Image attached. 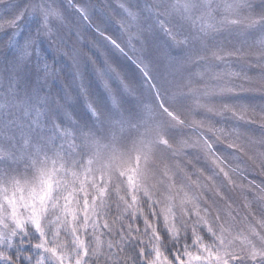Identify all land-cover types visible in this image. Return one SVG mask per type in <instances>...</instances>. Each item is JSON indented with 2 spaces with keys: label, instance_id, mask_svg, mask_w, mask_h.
Returning <instances> with one entry per match:
<instances>
[{
  "label": "snow or ice",
  "instance_id": "6c2138e0",
  "mask_svg": "<svg viewBox=\"0 0 264 264\" xmlns=\"http://www.w3.org/2000/svg\"><path fill=\"white\" fill-rule=\"evenodd\" d=\"M0 5L12 11L0 30H16L7 43L19 51L8 87L0 93V264H264V186L238 184L244 169L215 147L225 142L232 159L246 157L264 175V134L245 142L236 127L225 130L213 123L214 117L230 114L237 122L259 121L264 129V106L257 111L256 105L239 102L245 93L264 94V5L245 15L254 8L250 0L119 3L127 17L121 28L137 26L129 43L135 38L141 44L132 63L142 84L134 85L105 60L93 67L95 90L81 86L79 115L43 92L47 63L36 69L35 82L26 63L40 35L51 37L50 19L63 21L61 11L46 0H29L23 7L0 0ZM68 8L90 20L87 6L69 0ZM26 16L39 27L21 44L20 22ZM240 27L261 31L256 52L214 48L211 55L217 60L254 55L258 77L215 73L212 79L220 83H205L201 91L191 76L174 84L157 75L150 47L159 53V63L167 61L166 70L179 71L203 59L196 42L203 50L213 33ZM105 39L127 55L115 39ZM173 48L184 49L179 61L171 57ZM212 97L235 102L208 103ZM184 102L192 113L204 110V118L185 119ZM190 149L211 164L198 169L195 179L181 159ZM225 188L255 191L253 200L244 196L247 214L239 220V206L229 201Z\"/></svg>",
  "mask_w": 264,
  "mask_h": 264
},
{
  "label": "rangeland",
  "instance_id": "374dc122",
  "mask_svg": "<svg viewBox=\"0 0 264 264\" xmlns=\"http://www.w3.org/2000/svg\"><path fill=\"white\" fill-rule=\"evenodd\" d=\"M67 2V0H65ZM103 11L101 10V7L98 6V9L100 13L96 11L94 13V9L92 7V3H81L82 5L87 6L90 14V20L89 21H83L82 19L78 18V14L75 13L74 9L72 10L73 15L75 16V20L71 21L68 18V9L60 7L58 5L59 0H46L47 3H50L53 7L58 8L61 11L62 16L64 17L63 21L56 20L55 18L50 19L49 21V27L52 30L51 37L49 38L46 35H40L39 40L37 42L36 48L31 50V56L28 58L26 61L28 68L31 69L30 72V78L32 82H35L37 79V73L36 69L38 67L42 68L44 63H47L50 66V71L53 70L56 73H59L61 67L64 65L66 66L67 72H66V80L62 79L60 82V95H53L54 99H52L53 102H59L60 104L63 105L64 109L68 111L69 113H72L70 110L72 101H75V94L80 93V87L82 86V81H81V74L79 72V65L86 63L83 58H79L78 53H80L75 45L68 41V39L62 36V32L58 30L59 26L57 24L67 21L68 23L66 24L67 30H65V33L67 32V36L71 32L69 28L73 29V32H76V36L79 39V42L84 41V37L80 35L79 27L75 26L74 23L78 22L79 25L82 26V28H85L87 32L92 31V39H89V43L93 42L95 44V48L92 46H89V49L86 52V55L88 56V60L90 62L95 61L93 57V52H96L98 55V52L104 56L108 53H106L107 48L112 49V44L109 42V40L105 39L106 36H110L112 39H115L121 46V48L124 49V53H127V55H124L123 53L120 52L123 56H126L128 62L132 63V60L136 59V57L141 55L140 48L141 44L140 41L137 39H133L131 43H129V33H135L137 31V26L135 24H130L128 25V31H125L123 28L120 26V21L125 20L127 21V17L125 15L121 14V9L118 7V4L123 2L126 4H131L134 2V0H103ZM7 4L10 5H15L17 4V1L15 0H6ZM36 3H40L41 0H35ZM251 4L254 6L253 9L248 10L246 9L244 11V14L246 15L248 11H254V12H259L260 8L262 5H264V0H250ZM28 2H24L23 4H20L21 7H23L24 4H27ZM56 4V6H55ZM68 4V2H67ZM100 15V19L98 20V16ZM12 16V11L9 8H6L4 5H0V24L4 23L5 20H7L9 17ZM217 18H219V14H217ZM140 24L144 27L147 26V23L141 19ZM39 27V24L37 21L32 18L31 16H26L24 20L20 22V33L21 35L19 36L20 43L23 44L24 38L27 37L30 33L35 36L37 33V29ZM99 29V31H98ZM12 31H16L14 29H9L5 27L3 30H0V54L3 55V57L0 56V93H3L7 87H8V82H9V77L12 75V67L14 62L16 61L17 57L19 56V51L15 48H10L8 46V35L11 34ZM252 31H254V47L251 48L250 44V39L252 36ZM249 32V33H247ZM103 33V35H101ZM186 35H190V29L185 30L184 32ZM117 35V37H116ZM222 35V36H220ZM262 33L259 29H251V30H243L242 27L240 28H233L232 30H221L219 33H213L212 37L208 39L207 45L208 47L203 49L205 52V55L209 57V60H207L204 64V70L202 75L196 76V78H201L205 77L204 83L207 84H217L220 83L219 81L213 80L212 76L215 73H226L229 71H234L237 66H230L229 64L231 63L232 57L233 59H237L236 56H231V59L229 60L227 56H225L224 60H217L215 57L211 55V51L214 48H223L224 52H230L233 51L234 49L237 48H243L245 51H248L250 53H254L257 51V41L261 38ZM93 40V41H92ZM83 42L82 44H84ZM216 45V47L214 46ZM125 46V48L123 47ZM192 45H189V48H191ZM92 48V49H90ZM196 48L197 51L201 50L200 45L198 42H196ZM115 50H118L114 48ZM135 49V50H134ZM177 50V48H174ZM119 51V50H118ZM112 52V51H111ZM224 53L222 52L221 55ZM184 55V49H182V52L179 54V58L175 59L174 56L173 58L177 61H179ZM250 56V55H249ZM249 56L244 57L240 56V58L244 61L249 58ZM254 55H251L253 57ZM129 57L132 59L129 61ZM152 58H159V61L161 59L160 55H154L151 54ZM255 58V56H254ZM206 59V58H205ZM256 59V58H255ZM103 60V59H102ZM226 61V62H224ZM229 61V62H227ZM166 63L167 61L164 62V64L157 63L156 65V71L158 76H163L166 79L171 78L173 75V71L175 69H167L166 70ZM133 64V63H132ZM256 64V62H254ZM92 67V65H90ZM134 68L136 69V66L133 64ZM225 66V67H224ZM94 67V66H93ZM137 70V69H136ZM258 70V71H256ZM138 71V70H137ZM180 72L182 71L179 70ZM176 71V72H179ZM261 68L256 69L254 66V75L257 76L258 73L260 74ZM171 73V74H170ZM52 74L48 75L46 83L44 82L43 79H41L40 84L43 85V92L46 94H49L50 91H57V86H53L52 83ZM195 74L194 72L190 73L189 75ZM41 77H43V73H40ZM233 77L232 79L234 80ZM142 83L140 82V85ZM195 88L200 89L201 91L204 89V85L197 87L195 85ZM72 91H75L74 93ZM52 92V93H53ZM142 95L144 92L147 93L146 90L141 89ZM50 97H52L50 95ZM212 99V98H210ZM210 99L207 101L209 103ZM145 100H148L146 97ZM82 104V102H81ZM83 105V104H82ZM190 111V108H189ZM73 114V113H72ZM191 118L189 119H202L204 118V110H196V113H192L190 111ZM225 130H230V128H227ZM189 134H191L189 129L185 130ZM264 134V133H263ZM261 136V135H260ZM260 136H254V138H259ZM186 164H187V169L186 171L189 173H192V178L195 179V176L198 174L197 170L198 169H210L211 164L208 160H206L205 156L203 153H201L198 149H190L189 154L185 155L181 158ZM202 160V161H201ZM201 161V163H200ZM191 162V163H188ZM252 170L251 173H254V181L255 183L262 184L264 186V175H261L259 169H255L251 164L249 165ZM208 172H205V175H207ZM178 181L181 179V177L177 178ZM240 184V181L237 182ZM244 189L236 188V189H231V188H225V194L229 198V201L233 203L234 207L239 206L240 209V217H238V220L241 219L244 215H246V210L243 208V205H237L235 202V199L237 198L239 203H244V196L248 197V193L246 192L242 193ZM252 194L255 196V191L250 190ZM251 194V196H252ZM250 196V197H251ZM257 208V205L254 203V209ZM257 214H259L257 212ZM251 219V217H249ZM240 227H243V224L240 225ZM34 242H37L36 240ZM210 242V241H209ZM247 264V262H246Z\"/></svg>",
  "mask_w": 264,
  "mask_h": 264
},
{
  "label": "trees",
  "instance_id": "16d2710c",
  "mask_svg": "<svg viewBox=\"0 0 264 264\" xmlns=\"http://www.w3.org/2000/svg\"><path fill=\"white\" fill-rule=\"evenodd\" d=\"M17 1V4H23L24 2H28L29 0H15ZM67 2H69V0H67ZM65 0H59L58 5L60 7L66 8L68 9V18L73 21L75 20V16L73 15L72 10L70 11V8H68V4ZM75 3L78 4H85V3H92V7L94 9V13H96V11L98 12V14L100 13V11H103L102 7H103V0H74ZM56 6V4H55ZM98 6L101 7V10L99 11ZM100 19V15L98 16V20ZM67 21L66 24L68 23V19H66ZM64 22L57 24L59 26L58 30L62 32V36L68 39V41H70L71 43H73V45H75L78 49V51L80 53H78V57L79 58H83L84 61L86 63H83L81 65H79V72L82 76L81 81H82V85L85 87H92L93 90H95V84H94V74H93V66H99V63H102L105 60H108L110 63H112L113 67H117L118 70L122 73V75L126 76L129 78V80L136 86L140 85V82L142 83V81L140 80V76L138 71L134 68L133 64L131 62H128V58L126 56H123L122 54H120V51L115 50L114 47H112V49H108L106 50V53H108V55L106 54L103 58V55H101L98 52V55L96 54V52H93V57L94 60L96 58L95 61H98V63L96 65H93L92 62H90L88 60V56L86 55V52L89 49V46L92 47H96L95 44L92 42L89 43V39H92V31L90 30V32H87L85 28H82L81 25H79L78 22L74 23V27L78 26L79 27V31H80V35L84 37V41L79 42L78 37L76 36V32H73V29L69 28V30L71 31L69 33V35L67 36V32L65 33V30H67V26ZM67 27V28H66ZM249 33V32H247ZM185 34V33H184ZM186 35V34H185ZM222 36V35H220ZM117 37V35H116ZM252 40H250V44L251 48L254 47V31H252V36L251 38ZM93 41V40H92ZM83 42H85L84 44H82ZM216 47V45H214ZM125 48V46H123ZM92 49V48H90ZM112 51V52H111ZM149 51L151 52V54L154 55H159V53H157V51L155 50V48L150 47ZM182 52V48L181 49H177L175 50L174 48L171 49V57L173 58L175 55V59L179 58V54ZM198 52H200V55L203 56V59L194 62L192 64H187L182 68V71L180 72H176V70H174L173 75L171 76V78L167 79L169 81H172L174 84H183L187 81V79L189 78V76H191L192 78V86L195 87V85H197V87H200L202 85H205L204 81H205V77H201V78H196L197 74L198 76H200L199 74L203 72L204 68V64L207 60H209V57H207L205 55L204 50H198ZM1 57H3L2 54H0ZM127 58V59H126ZM206 58V59H205ZM227 58L230 60L231 56H227ZM237 59H233L231 60V63L229 64L230 66H237V68L234 69L233 72H239L241 73V76L247 74L250 77H258L259 73L257 76L254 75V66L256 67V69L260 68L258 66H256V64H254V62H256V59L253 57H251V55L249 56L248 59L246 60H242L240 57H237ZM103 59V60H102ZM154 61H156L157 63L159 62V58H152ZM130 61V59H129ZM226 62V61H224ZM229 62V61H227ZM156 63V65H157ZM92 65V67L90 66ZM225 67V66H224ZM258 71V70H256ZM53 72L52 74V83L53 86H57V91L53 92L50 91L49 95H51L52 99H54L53 95H60V82L62 79L66 80V66H62L59 73H56V71L54 72L53 70L50 71ZM194 72L195 74L189 75L190 73ZM67 81V80H66ZM235 83H239L240 80L238 78H234L233 80ZM211 86V84H209ZM81 88V87H80ZM185 91H187V88H185ZM53 92V93H52ZM73 93L75 91H72ZM75 101H72V105L70 110L72 111V113L74 115H79L80 112L82 111V104H83V99L80 95V93L75 94ZM143 97L144 99H146V97L149 99V95L148 93L144 92L143 93ZM82 102V104H81ZM223 102H229V103H233L235 101H222L219 100L216 97H212V99H210L209 103L211 104H220ZM240 103H248V104H252V105H256L257 106V111H259V107L260 106H264V94L261 93H255V94H249V93H245L240 101ZM185 106L183 108V110L181 111V115L187 119V120H191L189 118H191L190 111H189V106L187 102H184ZM211 115V114H210ZM189 117V118H188ZM217 121H219V123H216ZM213 123H216L217 127H224L226 129L230 128V130L234 127H236L238 129V131L240 133H242V139L247 142L248 137L251 136L254 138V136H260L264 133V129L261 128L259 121H257L256 123H245L244 121H240L237 122L235 120H233L230 116V114L225 115L223 118L221 117H214L213 118ZM213 140L215 142V138L213 137ZM215 147L216 149L222 153L225 156H228L229 160L231 161V163L235 166L236 164H239L240 167L242 169H244L243 171V175L242 176H238L236 177L237 182L240 181V184H244L247 185L249 181H252V179H254V173H251L252 168L249 166L251 163L250 162H246V157H241V159L238 160H234L232 159L230 153L232 150L227 149L225 142L220 141V142H215ZM202 161V160H201ZM200 161V163H201ZM246 192V194L248 193V199L249 200H253L254 198V194H252V192H250V190H248L247 188L244 189V191H242L243 195ZM252 194V196H251ZM251 196V197H250ZM235 202L237 203V205L242 206L243 203H239L238 199H235ZM253 208H254V204H253ZM190 234V232H189ZM106 239V238H105ZM210 237H206V242L210 241ZM35 240H33V243ZM191 241L189 240V243ZM27 254V253H25Z\"/></svg>",
  "mask_w": 264,
  "mask_h": 264
}]
</instances>
